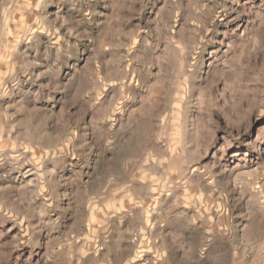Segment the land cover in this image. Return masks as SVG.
<instances>
[{"label":"rangeland","instance_id":"obj_1","mask_svg":"<svg viewBox=\"0 0 264 264\" xmlns=\"http://www.w3.org/2000/svg\"><path fill=\"white\" fill-rule=\"evenodd\" d=\"M258 12L261 0H0V264H264ZM70 87L97 98L89 125L115 132L138 111L153 126L126 169L95 170L65 135L81 108Z\"/></svg>","mask_w":264,"mask_h":264},{"label":"clouds","instance_id":"obj_2","mask_svg":"<svg viewBox=\"0 0 264 264\" xmlns=\"http://www.w3.org/2000/svg\"><path fill=\"white\" fill-rule=\"evenodd\" d=\"M261 8L264 9V0H261ZM256 20L259 21L256 32L259 37H264V12H258ZM148 76L150 77L151 73ZM91 91V89L77 88V91L72 93L71 87L69 88V94L73 95V99H78L81 102V108L78 110V114H73V119L65 122V135L81 141L76 146L81 155L95 157L93 164L95 170L117 172L126 169L134 162V154L142 151L144 146L154 139L153 126L145 123L138 127L137 122L143 115L138 111H133L128 120L122 123L115 132L105 128L103 120L99 117L89 125L83 117L87 111L95 108L97 102V98L91 95ZM129 107H133V105H129ZM76 127L80 128L79 138L73 135V129ZM129 141L132 143L130 144ZM180 162L182 163V161ZM257 211L264 215V201L260 203ZM240 223L243 224L244 221L241 220ZM212 260L213 257L210 256L209 262ZM225 264H240V259L226 257Z\"/></svg>","mask_w":264,"mask_h":264}]
</instances>
